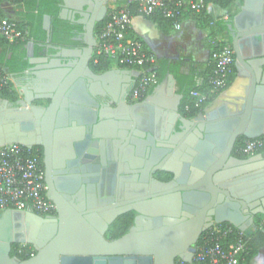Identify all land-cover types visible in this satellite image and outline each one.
Masks as SVG:
<instances>
[{
  "label": "water",
  "instance_id": "95a60500",
  "mask_svg": "<svg viewBox=\"0 0 264 264\" xmlns=\"http://www.w3.org/2000/svg\"><path fill=\"white\" fill-rule=\"evenodd\" d=\"M71 1L59 0L58 16L72 15L81 25V35L72 40L82 46L54 43L51 16H43L46 41L25 44L26 85L17 86L13 98L0 97V147L39 144L47 165L49 154L76 157L91 143L98 157L87 166L101 176L86 185L87 206L47 193L56 205L53 223L30 210H1L0 264H175L177 258L193 264L196 243L213 224L255 228L264 215V153L239 157L233 149L240 136L264 135L259 9L252 24L239 25L249 2L264 0H243L226 24L235 77L193 117L180 112L183 94L174 91L171 72L143 100L129 102L130 70L94 71L96 27L108 3L119 0H74L78 6ZM131 211L127 231L107 238L110 226ZM14 243L31 245L34 255H12Z\"/></svg>",
  "mask_w": 264,
  "mask_h": 264
},
{
  "label": "built area",
  "instance_id": "2783aa9c",
  "mask_svg": "<svg viewBox=\"0 0 264 264\" xmlns=\"http://www.w3.org/2000/svg\"><path fill=\"white\" fill-rule=\"evenodd\" d=\"M22 3L23 0H8ZM221 0H119L107 6L105 23L98 34L93 55L111 60L117 65L138 69V76L131 90V96L140 100L158 83L154 65L155 56L144 47L143 42L133 35V18L137 15L153 17L161 14L172 19L173 29L179 30L187 17H195L208 12L210 5ZM235 4L238 0H227ZM1 4V1H0ZM227 13L221 19L227 20ZM212 24V23H211ZM28 30L20 29L15 22L0 14V38L15 43L28 38ZM234 51L230 43L222 42L211 52L212 72L207 86L190 91L196 107L206 103L212 96L229 86L234 74ZM13 75L0 67V91L14 90ZM189 106H185L188 110ZM264 148V135L245 139L238 145L237 152L253 155ZM11 208L33 210L39 214H55V206L47 198L43 171L37 157L19 143L0 147V211ZM258 225L264 228V215H259ZM235 227V226H234ZM231 223H215L207 228L193 253L192 263L242 264L246 244L243 231L234 229ZM232 235V239L227 241ZM19 253L26 251L25 244L17 248ZM35 252H30L29 257ZM177 264H188L181 260Z\"/></svg>",
  "mask_w": 264,
  "mask_h": 264
},
{
  "label": "trees",
  "instance_id": "16d2710c",
  "mask_svg": "<svg viewBox=\"0 0 264 264\" xmlns=\"http://www.w3.org/2000/svg\"><path fill=\"white\" fill-rule=\"evenodd\" d=\"M2 1V0H0ZM27 5L28 10L30 11L29 17V25L26 26V30H28V37L30 40L34 41L36 44L44 43L46 41V31L42 27V20L43 16L45 14H49L51 16V34H52V40L56 44L61 45H70L71 43H74L72 40V36L74 33H71V26L69 22L62 20L58 16L59 7L58 3L59 0H23ZM218 4L224 8L227 12L228 18L227 20L224 19H213L209 17L207 14H201L196 15L195 18L198 22H200L202 25L209 26L214 25L218 26L220 30L226 29V24L231 21L233 15L235 14L237 10L236 4L230 3L227 0H221L218 2ZM158 24L161 30L168 32L171 29H173V20L169 18L163 17L161 14H156L152 17ZM104 19L102 22L98 23L96 27V34L99 33L101 28L103 27L105 23ZM212 23V24H211ZM17 25V24H16ZM20 29H23V27L17 25ZM27 41H18L15 43H8L6 40L0 38V49L3 50V52L0 54V67L4 68L10 73L13 74H20L23 71H25L28 68L27 61L25 60L26 55V49L25 44ZM228 43H230L228 41ZM11 54L10 57H8V54ZM113 62L107 58L92 55L90 65L92 69L96 72H104L110 68H112ZM120 67H125L123 65H119ZM213 69V63L209 64L205 71L202 72V74H205L206 78L205 81L202 84H199L198 79V73L196 70L191 69L190 72L186 73L179 70V67L177 65L171 66L169 68L164 69L163 67L157 71L158 74V83L163 79L165 74L167 72H171L174 74V76L177 79L178 85H179V91L183 94V98L180 104L181 111L183 114L187 117H193L198 112H200L203 108H205L215 97H217L220 92L215 94L208 100L206 103L202 104L199 107H196L194 105V101L190 96V91L194 89H202L207 86L208 78L212 72ZM235 71V66H234ZM233 80V75L230 78V82ZM229 82V84H230ZM152 91V88L149 90V92ZM148 92V93H149ZM14 90H1L0 91V97L3 98H13L14 97ZM188 105L189 109L185 110V106ZM245 139H248L244 136H240L233 149V153L237 156L243 155L238 153L236 150L238 148V145L241 144ZM258 152L264 153V148L260 149ZM257 152V153H258ZM133 220V213H126L122 216H120L114 227L110 229L108 234L106 235L107 238L113 239L116 237L121 236L124 234L130 224ZM223 225L229 224L228 222H223ZM233 226V225H232ZM234 227V226H233ZM234 229H236L234 227ZM206 231H204L201 236L199 237L197 243L201 240V237L205 234ZM243 237L246 244V250L243 254V263L242 264H250L251 259L257 254L259 248L264 244V228H260L258 224H256V227L252 231H243ZM232 239V235H230L227 239V241ZM20 246V244L16 245L15 255H18L21 259H26L29 257L30 252H35L34 248L31 245L25 244L26 251L19 253L17 251V248ZM179 262V260H178ZM177 262V263H178ZM176 263V264H177ZM194 264H206L205 262H199Z\"/></svg>",
  "mask_w": 264,
  "mask_h": 264
},
{
  "label": "crops",
  "instance_id": "0c3cea01",
  "mask_svg": "<svg viewBox=\"0 0 264 264\" xmlns=\"http://www.w3.org/2000/svg\"><path fill=\"white\" fill-rule=\"evenodd\" d=\"M235 4L237 6V10L235 12L236 14L240 10L243 0H238ZM247 9V12L239 21L240 26L247 27V25L252 24L254 22V17H256L255 12L258 9L261 14V17L258 19H260L261 24L264 23L263 4H259L256 1H251L249 2ZM226 13V10L220 5L213 4L209 6L208 12L205 14L213 19H219L222 18V16ZM0 14L15 22L17 25L23 27V29L29 25L30 11L24 2L16 3L13 1L2 0L0 4ZM258 19L256 18V20ZM132 33L143 42L146 50L155 56L156 64L154 65V68L157 71H159V69L162 67L166 69L175 65H177L179 68L182 67L183 72L186 70L187 72H190L191 69H195L198 73L197 80L199 81V84H202L205 81L204 78H206L205 74H202V72L205 71L207 66L212 63V50H214L220 43L226 42L224 39V31L220 30L218 26L205 25L204 27V25L198 22L193 16L185 18L179 30L171 29L170 31L165 32L160 29L157 22L152 17L148 18L137 15L133 18ZM24 41L28 42L30 41V38L28 37ZM2 52L3 50L0 49V54ZM10 56L11 54L9 53L8 57ZM112 65V68L120 67L115 63ZM120 68L130 70V77L133 79V81L130 82V85H132L133 82L136 81V71H138V69L128 66ZM24 73L25 71L20 74L11 73L14 78V92H16L17 86L26 85L27 74ZM235 74L236 69L233 74V79ZM172 76L175 79L174 91L180 93L177 79L174 74H172ZM113 82H116V80H113ZM248 156L250 155H240L239 157ZM258 217L255 221V227L256 224H258ZM254 229V227H249L246 231H252ZM250 264H264V244L259 248L257 254L251 259Z\"/></svg>",
  "mask_w": 264,
  "mask_h": 264
},
{
  "label": "flooded vegetation",
  "instance_id": "af4514ba",
  "mask_svg": "<svg viewBox=\"0 0 264 264\" xmlns=\"http://www.w3.org/2000/svg\"><path fill=\"white\" fill-rule=\"evenodd\" d=\"M70 3L74 4V6L79 5L74 0H72ZM78 18L79 17L77 16L75 19H78ZM65 21L69 22L71 26L70 32L74 33V35L71 38H74V39L79 38V36L81 35V25L74 22V20L72 19V15L69 17V20H65ZM223 31H224L225 41L230 42V36H229L230 32L227 31V29H224ZM63 46L68 47V48L70 47L75 48V47H81L82 44L81 42L74 40V43H71L70 45H66V46L63 45ZM51 53L52 51L49 50L48 54H51ZM134 83L135 82H133L132 85H129L126 88V91L128 93L127 100L129 102H136V101L143 100L150 93L149 92L148 94H146V96L140 100L134 99L131 96V90L133 88ZM15 95H16V92L14 96ZM120 95H121V92H120ZM120 95L118 97L119 99H120ZM96 98L98 101L103 102L104 104L110 102L109 99L104 98L102 96H96ZM110 104L114 105L111 102ZM179 109H180V112L183 114L180 107ZM95 149H98V148H96L93 144L89 143L84 147L82 153L76 157H72V156L63 157L61 155L51 153L47 157L48 164L46 165L45 163L46 157L44 153V148L39 144H34L31 150H32V153L37 157L38 164L43 171V181L46 186V194L49 193L51 196H53L57 200H63L69 205L76 204L79 207H81L82 202L85 201L84 204L85 206H87V193L88 192H87L86 185L91 184V183L95 184L93 179H99V177L101 176L100 172L96 171L92 167L87 166L88 162H92L94 158L98 157V155L95 154L94 152ZM52 151H54V149H52ZM83 165H85L84 172L81 169V166ZM156 176L162 177L161 174L156 175ZM168 177H163V178L167 179ZM96 193L98 192L96 191ZM54 206H55V214H52V215H48V214L43 215L33 210H30V211L42 217L47 222L53 223V221L57 218L56 205L54 204ZM128 213H133V212L131 211ZM133 216H134V213H133ZM116 221L110 226L108 232L110 231V229L114 227ZM108 232L106 233V235L108 234ZM16 245H17L16 243L12 244V255H15ZM196 246H197V243H196ZM196 246H195V249H196ZM178 260L180 259L177 258L175 261V264L178 262Z\"/></svg>",
  "mask_w": 264,
  "mask_h": 264
}]
</instances>
